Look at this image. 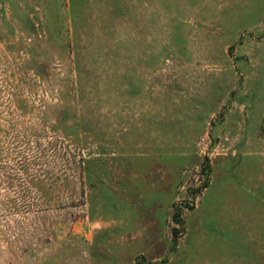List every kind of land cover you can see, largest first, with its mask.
I'll list each match as a JSON object with an SVG mask.
<instances>
[{"label": "rangeland", "instance_id": "rangeland-1", "mask_svg": "<svg viewBox=\"0 0 264 264\" xmlns=\"http://www.w3.org/2000/svg\"><path fill=\"white\" fill-rule=\"evenodd\" d=\"M0 264H264V0H0Z\"/></svg>", "mask_w": 264, "mask_h": 264}]
</instances>
